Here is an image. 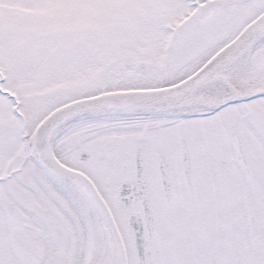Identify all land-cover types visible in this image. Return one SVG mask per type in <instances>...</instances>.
<instances>
[{
    "label": "snow or ice",
    "instance_id": "1",
    "mask_svg": "<svg viewBox=\"0 0 264 264\" xmlns=\"http://www.w3.org/2000/svg\"><path fill=\"white\" fill-rule=\"evenodd\" d=\"M0 264H264V0H0Z\"/></svg>",
    "mask_w": 264,
    "mask_h": 264
}]
</instances>
